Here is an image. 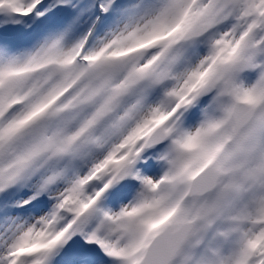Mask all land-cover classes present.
Returning a JSON list of instances; mask_svg holds the SVG:
<instances>
[{"label":"snow or ice","instance_id":"obj_1","mask_svg":"<svg viewBox=\"0 0 264 264\" xmlns=\"http://www.w3.org/2000/svg\"><path fill=\"white\" fill-rule=\"evenodd\" d=\"M0 264H264V0H0Z\"/></svg>","mask_w":264,"mask_h":264}]
</instances>
